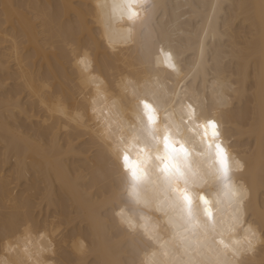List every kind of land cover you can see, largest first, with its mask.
<instances>
[{
  "label": "bare ground",
  "instance_id": "obj_1",
  "mask_svg": "<svg viewBox=\"0 0 264 264\" xmlns=\"http://www.w3.org/2000/svg\"><path fill=\"white\" fill-rule=\"evenodd\" d=\"M149 3L129 21L127 0H0V264L213 260L162 191L141 203L129 195L123 155L157 174L166 127L208 173L190 193L201 221L198 197L210 201L214 249L231 264H264V243L246 250L249 229L264 240V0ZM141 98L156 110L155 139ZM206 117L220 125L232 184L246 190L239 212L217 178Z\"/></svg>",
  "mask_w": 264,
  "mask_h": 264
},
{
  "label": "snow or ice",
  "instance_id": "obj_2",
  "mask_svg": "<svg viewBox=\"0 0 264 264\" xmlns=\"http://www.w3.org/2000/svg\"><path fill=\"white\" fill-rule=\"evenodd\" d=\"M133 5H138L143 8L153 7L149 0H127L126 14L129 21H134L138 12ZM125 7V6H121ZM160 53L163 58L164 65L171 71L179 73L180 68L178 66L179 57H174L171 51H165L163 47L160 49ZM203 55V52H202ZM81 63H84L82 60ZM143 109L144 116L147 120L146 131L153 139L156 138V131L152 127L157 123L156 110L153 104L147 98H141L137 107ZM191 107V105H189ZM194 114L190 113V115ZM196 119H200L199 116ZM204 135L207 138L210 136L217 142L214 144L215 149V161L218 164L216 169V175L223 186L231 193L233 197H236V211L239 212L243 204V200L246 198V190L238 189L232 184V177L230 176L231 168L229 163V154L226 146L223 142L219 141L220 125L214 118H205V123L202 125ZM163 153L155 157L159 164L156 165L158 173L154 174L149 170L141 168L137 163H131L128 155H123L124 167L130 171L131 188L129 195L135 199L137 203L142 201V193L151 188L153 192L162 191L164 199L168 202V206L177 212L180 219L185 225V230L192 228H199L203 232V247L209 252L215 250V258L213 260L203 259L196 261L195 264H231L225 257L227 252H221L219 249H214L215 237L213 233L216 230V224L213 221V211L210 206V201L205 195L201 194L198 197L199 202L203 204V214L207 218L201 221L198 218L199 208L194 207L193 196L190 193L192 187L205 181L208 173H202L199 170L193 168L189 162L190 153L183 143H177L172 139V136L166 127L164 135L162 137ZM211 147V145H210ZM120 145L114 146V151H119ZM236 167L238 170H243V164L240 161H236ZM116 216L120 218V223L125 225L129 230L134 231L137 225L130 217H126L124 210L121 209L116 213ZM251 236L247 238V251L252 252L256 244L264 243L260 235L256 231L249 229ZM222 243V242H221ZM227 247V246H225ZM233 255L238 256L240 252L233 250Z\"/></svg>",
  "mask_w": 264,
  "mask_h": 264
}]
</instances>
